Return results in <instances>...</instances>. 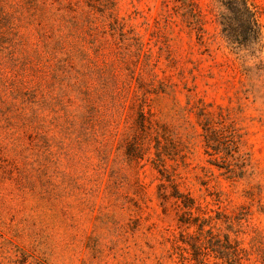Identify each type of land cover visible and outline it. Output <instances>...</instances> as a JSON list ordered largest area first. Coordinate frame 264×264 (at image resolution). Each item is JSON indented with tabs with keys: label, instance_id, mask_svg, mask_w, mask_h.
<instances>
[{
	"label": "rangeland",
	"instance_id": "374dc122",
	"mask_svg": "<svg viewBox=\"0 0 264 264\" xmlns=\"http://www.w3.org/2000/svg\"><path fill=\"white\" fill-rule=\"evenodd\" d=\"M247 1L253 52L216 0H0V264H179L164 175L217 232L264 233V0Z\"/></svg>",
	"mask_w": 264,
	"mask_h": 264
},
{
	"label": "trees",
	"instance_id": "16d2710c",
	"mask_svg": "<svg viewBox=\"0 0 264 264\" xmlns=\"http://www.w3.org/2000/svg\"><path fill=\"white\" fill-rule=\"evenodd\" d=\"M216 1L218 8H221L219 24L222 37L234 50L247 49V51L253 52L260 39V25L256 18V12L251 9L247 0ZM194 7L191 1L178 6V8L184 9L186 22L198 31V38H201L203 32L200 27L201 19ZM200 114L208 115L203 109H200ZM140 116L141 119L144 118L142 112ZM210 123L211 120L206 118L202 127L207 146H210L211 140L219 144V137L223 131L221 128L213 127L214 122ZM164 177L168 183L159 184L158 198L162 205L169 199L173 200L172 204L180 210L178 225L184 229V232H180L172 239V254L176 255L179 264H249L251 256L264 261L263 232L254 229L248 246H244L238 237V234L243 231L240 228L234 229L231 221H228L226 232H217L215 225L211 223V216L202 217L192 214V208L199 210L195 205V199L189 194L180 192L175 183L165 175ZM167 187H171V191L167 192ZM192 227L194 230L189 232L188 229ZM229 232H233L234 236H231Z\"/></svg>",
	"mask_w": 264,
	"mask_h": 264
}]
</instances>
